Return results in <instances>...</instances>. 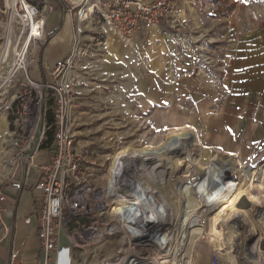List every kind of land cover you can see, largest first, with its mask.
I'll list each match as a JSON object with an SVG mask.
<instances>
[{"label":"rangeland","instance_id":"374dc122","mask_svg":"<svg viewBox=\"0 0 264 264\" xmlns=\"http://www.w3.org/2000/svg\"><path fill=\"white\" fill-rule=\"evenodd\" d=\"M69 1L47 0L70 8ZM176 1V18L163 22L164 40L149 53L167 62L162 68L164 100H156L157 91L146 83L149 74L131 65L142 63L131 40L125 42L130 43L129 52L108 49L89 56L94 46L76 39L71 63L51 80L67 90L74 148L80 154L75 186L80 208L65 215L60 235L79 264H192L199 254L214 252L224 264H234L233 255L241 264L264 257V0ZM21 2L0 0V82L23 48L26 71L20 67L12 74L17 90L26 76L31 78L29 70L36 63L28 62L35 59L32 42L37 39L27 42ZM79 6L72 10L76 17ZM47 12L41 13L45 17ZM95 22L80 32L99 35L101 24ZM246 66L251 68L248 75ZM186 74L198 87L187 94L178 84ZM205 95L206 104L199 101ZM193 98L199 101L197 108L190 103ZM170 128L187 131L192 140H183L175 152L165 151ZM145 147L160 149L157 157L144 160L146 167L140 161ZM255 166L262 169V187L258 179L251 185ZM247 170L254 173L252 178ZM221 175L232 186L251 191L259 202L244 195L234 210L226 207L236 190L222 188ZM129 191L143 200L156 221L146 223L150 216L139 213ZM188 228L190 262V253L186 260L165 256V237L184 249L185 242L176 238ZM229 246L236 247L235 253Z\"/></svg>","mask_w":264,"mask_h":264},{"label":"built area","instance_id":"2783aa9c","mask_svg":"<svg viewBox=\"0 0 264 264\" xmlns=\"http://www.w3.org/2000/svg\"><path fill=\"white\" fill-rule=\"evenodd\" d=\"M40 3L31 0L21 2L28 31L27 42L32 38L40 40L45 37V17L41 12L52 11L53 5L47 0H40ZM69 3L70 8H75V4L80 5L77 17L97 18L104 26V30L115 34L124 42L132 40L139 31L147 32L163 22H172L178 10L176 0H82L80 3L72 0ZM33 22L38 25L35 33L32 30ZM75 52L74 48L72 54L55 67L51 73L53 79L60 77L62 70L71 63L70 59ZM16 56L20 62L18 69L23 67L26 71L27 66L22 65L25 63L23 62L25 52L20 57L19 54ZM33 61H36V58H28L29 64ZM9 73L12 75L15 71ZM17 91L11 104L6 106L10 113L8 133L11 152L5 161L8 165L7 172L0 176V187L21 189L22 182L17 179V174L21 169V163L27 158L28 151L32 150L27 170L30 167H37L34 188L42 193L32 215L36 222V237L41 251L39 264H58L54 255L59 249L64 217L80 208L78 205L80 194L77 191L78 187H75L79 183L80 154L74 148L66 99L67 90L58 82H36L26 76V81H23ZM49 99H52L53 122L47 124L45 117ZM39 121L41 124L38 128ZM50 127L54 136L49 157L40 165L34 164L33 154L39 150L40 143L45 139L44 132ZM6 199V194L0 189V201ZM30 220L31 217L24 218L25 223H29ZM209 261L210 264H224L217 252L210 255Z\"/></svg>","mask_w":264,"mask_h":264},{"label":"crops","instance_id":"0c3cea01","mask_svg":"<svg viewBox=\"0 0 264 264\" xmlns=\"http://www.w3.org/2000/svg\"><path fill=\"white\" fill-rule=\"evenodd\" d=\"M53 4V10L47 12L45 16V38L43 40H36L32 42V44L35 43L36 45L34 46L35 48L33 50V54L36 58V63L33 64L31 69L29 70V76H31L32 79L42 82L51 81L53 79V76L51 75L52 71L58 64H61L65 58L72 54L76 39H78L79 41L81 40L83 45H89L88 43H91L92 46H94L89 51V56L94 55L95 53H99L98 51H104V53L106 54L108 53V49L113 51L116 49H121L120 52L123 50H127V52H129L130 43H134L135 45H132V49L140 53V59H142V63L136 62L135 65H131L133 66V68L142 67V71L149 74L148 76H145L149 79V81L147 80L146 83L150 82V85H152V87L154 88L153 90L157 91L156 93L152 92V94L154 93L156 100H164L163 93L166 88L163 87V81L165 79L164 77L166 73L165 69L163 70L162 68L165 67V64L167 62L161 61V59H164L162 58V55L153 54L152 56H150L149 53L154 52L156 45L155 43L163 39V34H165V32H162V30L163 27H166V24L162 23L157 27L151 28L147 32L139 31L135 34L130 43H125L122 42V40H120L115 34L104 30V26L101 23V27L99 26V28H101V32H99V35L91 33L88 34L86 32L84 33V31L83 33L82 31L80 32V30H82L84 27H88L91 22L93 23V21H96L95 23H99V21L96 20L97 18H78L72 11L74 8L63 6L62 3ZM84 50L86 51L87 48H83V51ZM164 54H166L165 56H167L166 52ZM168 63L171 65V62ZM127 67H129V65ZM250 69L251 68L249 66H246V70H248L245 73L246 75H248V72H251ZM9 72L11 71L9 70ZM245 74H242L243 77L241 80L243 82L247 81ZM4 77H6V79L0 82L1 177L4 176V174L7 172L8 165H6L5 161L11 152V150L7 147L10 142V135L8 133V131L10 130V113L6 106L11 104L15 94L18 92L13 85L12 75H9L8 73V75H5ZM178 81V84L183 87L182 91L185 94H187V92H189L190 90V92H192L198 88L190 83L188 74H186L185 76L182 75L178 79ZM167 88L168 90H172V88L173 90L176 89V87ZM199 88V91H205V87ZM207 97L205 95L199 101L202 100L201 102L206 104V99H208ZM193 100L194 101H191L190 103H193V105L196 104L195 107L197 108L199 101H195V98H193ZM175 109L176 108H174V110ZM176 111L178 112L177 109ZM181 112L184 114L186 113L185 111ZM261 123L264 122L261 121ZM33 146H35V142L33 143ZM50 150L39 148V150L33 154V163L40 165V163L45 162L49 157ZM32 153V150L28 151L27 158H25V160H23V162L21 163V169L17 174V179L22 182L21 189L17 190L9 186H7V188L0 187L1 191L6 194L7 197L6 201H0V264H39L41 260L39 241L38 237H36L37 227L32 215L35 210L34 207L36 206L39 198L42 196V193L39 189L34 188V183L37 179V167H30V169L27 170L28 158ZM252 169H254L256 175L255 178L251 181V185L254 186L255 180L258 179L257 186L262 187V169H259L258 166H255ZM253 196L255 195L253 194ZM255 198H257L258 201V197L255 196ZM25 217H31L29 223L24 222ZM250 247L251 246H247L246 248L248 249ZM235 248L229 246L230 253H235ZM57 251L58 252L55 253L54 257L58 264H79L78 261H76V258L74 257L73 252L70 249V246L67 244L64 236L61 237L59 249ZM192 251L193 248L190 252V258L188 262H190L191 260ZM209 257L210 255L208 254H199L197 260L194 259V262L192 264H210ZM231 259L234 261V264L242 263L240 262L238 255L231 256ZM247 263L264 264V257L263 259H258V261L254 260Z\"/></svg>","mask_w":264,"mask_h":264},{"label":"bare ground","instance_id":"6f19581e","mask_svg":"<svg viewBox=\"0 0 264 264\" xmlns=\"http://www.w3.org/2000/svg\"><path fill=\"white\" fill-rule=\"evenodd\" d=\"M37 27H38V25L37 24H35V22H33L32 23V30H33V32L35 33L36 31H37ZM19 49V48H18ZM17 51V50H16ZM75 51H77V50H75ZM24 52V49L22 48V50H20L17 54H19V56L18 57H20L21 56V54ZM17 54H15V55H17ZM1 61V60H0ZM17 61H18V59L17 58H15V61H13V63H12V67L10 68V71H12V70H14L15 72H16V70L18 69V66H19V63L20 62H18L17 63ZM212 61H208V62H205L206 64H208V63H211ZM183 128H185V127H183ZM182 128V129H183ZM179 129V128H178ZM177 129V130H178ZM170 136L168 137V139H170V141H169V143L167 144V146H164V149H165V151H171V152H175L174 150L175 149H177L179 146H181V142L183 141V140H185V139H191L192 140V137H190V135H188V134H190V133H188L187 131L186 132H178V131H176V130H174V129H171L170 128ZM195 137V136H194ZM164 143V142H163ZM166 143V142H165ZM162 144V143H161ZM161 144H160V146H161ZM160 146H158V147H160ZM160 149H161V147H160ZM159 148H157V147H152L151 148V151H150V147H149V149L147 148V147H145L144 149H143V151H141V165H143V166H147L148 165V163L147 162H145L144 160H146V159H152V158H154L155 156L157 157L158 155H155V153H156V150H160ZM137 151H135V152H133V155L132 156H135V153H136ZM125 154H128V150H126V153ZM157 154H159V153H157ZM172 157V156H171ZM121 158V156H119V159ZM125 159H126V157H125ZM149 161V160H148ZM138 162V161H137ZM153 165V164H152ZM137 166V165H136ZM135 166V167H136ZM143 168V167H142ZM146 169V168H145ZM153 169V168H152ZM248 171V170H247ZM224 172V171H223ZM248 172H250L251 173V171H248ZM249 173V174H250ZM247 175V174H246ZM254 175V173H251L250 174V178H252V176ZM220 177V181H224V184H223V186H222V188H224L226 191L228 190V189H230V188H232L233 187V190H236L235 191V195H234V197H233V199H232V201L230 202V203H228L227 205H226V207L227 206H229L230 208L229 209H235V205L238 203L237 201H239V199L241 198V196H247V199L249 200V201H252V202H256L255 201V198H254V196H253V194L249 191V190H246V189H244V187H240V186H232L231 185V183H230V181H229V178H228V176L227 175H221V176H219ZM249 179V178H248ZM237 185H239V183L237 184ZM129 193L134 197V203H136L137 205H139V207H140V209H139V213H141V215L143 216L144 214H146L145 216L146 217H148V216H150V214H152V213H148V209L147 208H145V206H144V204H142V199H140V198H138V195H136V193L135 192H133V191H129ZM145 203V202H144ZM253 203V204H254ZM253 207V206H252ZM225 210H226V208H225ZM223 213V209H221V211L220 212H218L216 215L218 216V215H220L221 216V214ZM236 213H239V212H237L236 211ZM241 213V212H240ZM241 214H243V213H241ZM247 214V213H246ZM188 216H189V213L187 214V217L185 218L186 220L188 219ZM150 219L152 220L151 222H149L150 220L149 219H146L145 221H146V223H149V225L151 224V223H153V221L155 220L156 221V219L154 218V217H151L150 216ZM175 219V218H174ZM215 219V218H214ZM184 221V220H183ZM238 221H240L239 219L238 220H236L235 222H238ZM147 225V224H146ZM188 226V225H187ZM156 227H158V225L156 226ZM192 227V226H191ZM185 228V227H184ZM183 229V228H182ZM191 230L192 229H190V228H188V229H185L183 232L181 231L180 232V236H178L177 238H176V240L177 241H179V242H185V245H184V249H182L179 245L180 244H178V246L179 247H175V245H173V242H175V241H171L170 239L168 240L167 239V237H165L166 239L165 240H163L164 241V247H165V251L163 252V254H165V256H169L170 257V255H173V256H178V255H180L182 258V260H184L185 258L187 259V257H188V255H189V253H190V245H191V239H192V232H191ZM177 232V231H176ZM211 232V231H210ZM174 240V239H173ZM160 249V248H159ZM164 256V255H163ZM165 258V257H164ZM185 259V260H186ZM169 264V263H168Z\"/></svg>","mask_w":264,"mask_h":264},{"label":"trees","instance_id":"16d2710c","mask_svg":"<svg viewBox=\"0 0 264 264\" xmlns=\"http://www.w3.org/2000/svg\"><path fill=\"white\" fill-rule=\"evenodd\" d=\"M34 1H36V0H34ZM47 105H48V109H47V112H46L45 120H46L47 124H50V123L53 122L52 99H49ZM9 119H10V116H9ZM44 134H45V139L40 143L39 148L40 149L50 150L52 145H53V136H54L53 133H52V127H50L49 129L45 130Z\"/></svg>","mask_w":264,"mask_h":264}]
</instances>
